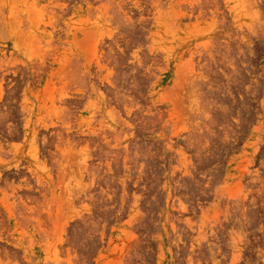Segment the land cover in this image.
Returning <instances> with one entry per match:
<instances>
[{
  "label": "rangeland",
  "instance_id": "obj_1",
  "mask_svg": "<svg viewBox=\"0 0 264 264\" xmlns=\"http://www.w3.org/2000/svg\"><path fill=\"white\" fill-rule=\"evenodd\" d=\"M0 264H264V0H0Z\"/></svg>",
  "mask_w": 264,
  "mask_h": 264
}]
</instances>
